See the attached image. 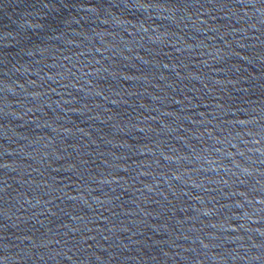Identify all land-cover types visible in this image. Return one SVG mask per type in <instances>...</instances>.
<instances>
[{"label": "water", "instance_id": "1", "mask_svg": "<svg viewBox=\"0 0 264 264\" xmlns=\"http://www.w3.org/2000/svg\"><path fill=\"white\" fill-rule=\"evenodd\" d=\"M0 264H264V0H0Z\"/></svg>", "mask_w": 264, "mask_h": 264}]
</instances>
